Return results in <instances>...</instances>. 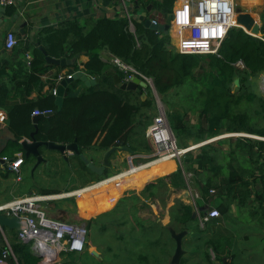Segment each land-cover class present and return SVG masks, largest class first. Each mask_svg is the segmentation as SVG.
I'll return each mask as SVG.
<instances>
[{
  "label": "trees",
  "instance_id": "obj_1",
  "mask_svg": "<svg viewBox=\"0 0 264 264\" xmlns=\"http://www.w3.org/2000/svg\"><path fill=\"white\" fill-rule=\"evenodd\" d=\"M133 1L135 11L143 9L148 13L151 5V12L158 15L155 14L157 18L154 20L162 25L171 24L176 0ZM261 18L264 21V14ZM147 19H132L133 29L126 17L99 18L84 25L78 20H68L58 28L49 27L43 34L44 45L40 46L54 59L87 56L88 62L83 65L82 71L91 78L101 77L109 71L119 73L122 80L133 75L132 72L124 73L114 64L104 62L101 53L106 50L113 58L150 79L162 102L172 90H178L183 105L197 115L196 125L189 126L184 119L187 112L169 114L168 122L180 149H185L183 144L186 140L201 143L226 133H244L264 138V92H255L256 81L264 75V37L256 38L243 29L234 28L223 41L218 54L183 55L173 48L170 35L147 27ZM173 37H176L175 33ZM33 57L28 65L19 64L18 69L13 68L17 73L13 79L16 81L15 97L21 99V105L9 106L7 101L11 91L6 84L0 86V108L8 112L10 130L16 140L29 138L35 131L30 116L38 108L39 111L54 112L52 116L39 121L38 141L58 144L76 142L81 153L92 147L109 150L122 144L136 153H151V146L137 133V116L143 108L153 105L149 97L152 96L151 87L137 93L119 89L112 77L90 88L78 80L68 85L62 109L58 110L53 92L39 98L38 102L29 99L33 86L38 85L41 87L38 91H42L44 85L40 80L41 75L51 68L61 69L56 65H47L46 57L38 47L33 49ZM239 63H242L243 68L238 66ZM70 69L71 74L81 70L77 63ZM5 72V67H0V78ZM59 78V75L55 77L52 90L56 88ZM236 80H239L238 87L235 85ZM144 94L149 96L143 100ZM256 104L259 109L253 110ZM143 126L147 129V125ZM225 144L227 149L222 147ZM80 161L82 169L91 172ZM171 163L177 167L175 160ZM169 164H162L158 176L166 171ZM152 178H145V173L139 174L133 179L132 185H129L132 181L126 179L110 183L107 189L102 187L94 190L93 194L101 192L102 199L111 205L134 184L148 183L142 198L165 204L166 194L162 195V192L170 193L171 188L188 190L192 186L201 196L197 204L202 214L206 212L204 206L212 196L211 190L215 191V195L221 199V203L216 206L221 217L200 229L198 218H193V208L176 201L170 210V224L160 229L152 219H135L137 213L144 209L151 211V208L145 202L140 205L141 198L133 195L131 204L122 201L115 210L86 223L92 233L91 241L102 255V260L92 256L94 264H139L140 261L145 264H164L162 258L156 255V249L158 247L162 255L168 254L170 244L164 237V231L171 236L170 230L194 234L195 242L204 250L202 255L205 264H223L224 259L232 254L229 249L236 243L234 232L220 227L222 222H229L232 218V205L256 214L260 209L263 210L264 141L245 137L221 139L199 147L196 154L186 153L184 159L178 162V170L169 179L151 182ZM130 218H134L135 223L134 219L129 221ZM242 220L248 224L256 222L264 225L261 219L246 217ZM206 232H211L209 237L204 236ZM96 235H108L110 239L103 244ZM13 250L19 264L41 262L28 246L18 243ZM181 264H186L183 257Z\"/></svg>",
  "mask_w": 264,
  "mask_h": 264
},
{
  "label": "crops",
  "instance_id": "obj_2",
  "mask_svg": "<svg viewBox=\"0 0 264 264\" xmlns=\"http://www.w3.org/2000/svg\"><path fill=\"white\" fill-rule=\"evenodd\" d=\"M175 5L176 2L174 4V7ZM1 8L3 7L0 6V9ZM2 14L3 16H0V67H5L6 72L5 75L2 76V78H0V86L2 84H6L10 89L11 96L7 101V104L11 107L13 105H21L23 103L20 98L15 97L16 95L14 91V85L16 81H14L13 79L15 78L17 73L14 72L13 68L18 69L19 64L28 65V61H32L34 59L33 49L38 47L37 44L44 45L43 34L45 33L46 30H48L49 27L58 28L61 23L68 20H78L82 25H84L94 19L95 20L99 18L116 19V18H124L127 17L128 15H130L132 19L137 21H140L144 18H148L151 20L157 18L155 14H153V16L150 17V14L152 15L151 11L148 13H146L143 9H139L138 11H135L133 0H131V3L127 7L122 5L121 0H15V4L13 6L6 7V11ZM24 23L26 24V26L24 27L25 35L23 36L20 33V29H21V25H23ZM9 33H13L18 41V45L11 51L6 50L5 48L6 37ZM31 38L33 40H31ZM101 58L104 62L108 64H113L112 63L113 56L108 51L106 50L103 51L101 53ZM87 62H88V57L83 55L80 56L77 64L82 70L84 68L83 65ZM71 67H67L65 69H62L61 67H60L61 69L51 68L47 73L41 75L40 80L44 85L43 89L41 92H39L38 90L41 87H39L38 85L33 86V93L29 97V99L38 102L39 98L46 96L51 92H53L54 94V90L57 89L60 83L58 82L54 90L51 89L55 81V77L57 75H59L60 77H66L72 75L70 69ZM24 89L25 87H23V90ZM35 111H39L38 108ZM34 116H35L34 114L30 116L32 123ZM8 121H10L8 117V112L5 109L0 108V205L35 195L59 196L67 193L80 192L79 196L76 195L70 198H63V199L55 198L54 200H51L52 201L51 204H50L51 201H49L44 203V205L46 206L47 214L49 213L48 215L52 218L62 219L74 224H85L87 226L86 223L88 221L92 219H96L97 217H99L104 213L115 210L121 204L122 201H124L125 204L130 203L132 196L131 195L125 196L126 194H124L121 198L113 201L111 205L109 203L108 207L110 209L104 212L101 209V204L104 201L102 199L101 192L95 193L100 199V202L97 205H92L89 202V197L92 195V193L83 194V192H85L83 190L87 188L93 187L96 190H99V188L108 186V184L110 183L106 181L107 179L113 178L118 174L123 173L124 171L122 170L118 171V169H121L122 164L125 162V160H128L129 163L130 155L127 153H123L122 156L120 157H116V155L114 154L110 159L109 170L112 169L118 171V173L115 172L114 174L101 177L93 173L92 171L91 172L84 171L82 169V166L80 165L82 164L80 161L81 159L79 157H76L72 153H67L66 156L68 159H65V157L57 151H52V150L45 151L46 149H43L42 151L44 158L48 156V158H46L48 161V165L46 166L45 165L46 162H42V164L36 169L35 173L39 172L42 180L45 181L60 180L62 182L61 183L62 185H60L59 188L60 190H54V191L48 189V186L44 188L29 187V185L25 183V173H26L25 171L27 170L25 169V165H26L25 160H32L33 161V164L31 165L32 167L35 164L36 159L25 158V154L22 152V149L15 142L16 140L15 135L14 133L11 132L10 125L7 124ZM147 129H145V127L143 126L141 127V130H137L138 132L137 131L136 132L138 133L139 137L143 138L144 136H146L145 133ZM260 140L264 141V138H260ZM107 151L108 150H102L98 147H92L85 149L83 151V154L90 162L100 167L103 164L104 156ZM20 156L23 157L24 163L20 166L17 172L11 171L9 169L10 163L12 161H15L16 158ZM5 158L8 161L4 160ZM72 160H74V162H72ZM175 163L178 169V164H177L178 161L175 160ZM79 168L81 169V173H82V175L80 176L83 179L86 178L87 176H96L97 179L94 182H87L86 184H82L77 181L73 183V181L75 180L74 179L75 175L72 173L71 170L75 169L76 171H79L80 170ZM70 176L72 177L71 180H70ZM6 183H10V184H6ZM146 185L144 186V188H146ZM105 188L107 189L108 187ZM259 188H261V186L258 187L257 189ZM189 189H191V187ZM191 190L198 192L196 189H191ZM128 192L129 191L125 193H127L128 195ZM183 192H185V190L177 191L173 188L170 189V193H171L170 195L172 196L174 195L173 197H176L175 194L179 196V193H183ZM138 197L141 198L142 202L145 203L148 202V201H144L145 199L142 198L141 195H138ZM253 197L254 196H252V198ZM156 203L159 205V202L153 203L152 201H150L149 203H147L151 208L152 214L153 212L157 213L156 208L153 207V205H155ZM254 205L257 206L258 204L254 203ZM233 206L235 205H232V207ZM55 209L56 212H54ZM262 209L263 210L260 209L261 211H258L259 213L257 214L253 212L250 213L249 211L244 212V215H241V213L234 214L232 210L230 214L232 218L236 217V218L245 219L246 217H249L254 219H260V218H264V205ZM71 211L74 212L71 213ZM139 218L141 217L139 216ZM77 220H80V222L78 223L75 222ZM140 220H147V219L141 218ZM166 220L168 222L169 216H167ZM260 228L264 230V225L263 227H261L260 225ZM88 230H89V236H88L89 244L86 251L80 254L63 253L61 256L60 264H63L65 262H68L70 264H80L81 263L80 261L84 257L94 264L95 260L92 258V256L93 257L95 256L92 254L93 251H97L100 255V257L98 258L95 257V258L97 260H102V255L99 252L100 250L98 249V247L94 246V243H92L91 241V237H92L91 230L89 228ZM1 240L3 241V243L1 242ZM18 243L28 246L30 248L31 253L37 257V255L32 250L31 245L24 244L19 241L18 230H12L9 228H4V229L2 228L0 230V249L5 247L6 245H9L13 250L14 245H17ZM170 249L171 248L169 247L167 255H162V253H160L161 254L160 258H162L164 264L170 263V262H166V259L170 257L171 254ZM175 249H174V253H175ZM157 250L159 249H156V251ZM203 251L204 250H202V248L196 249L194 251L195 255L192 256L193 259H190V257L189 259H187L184 255L183 258L186 260V264H205L203 262V255H202ZM229 251L232 252V254H230L224 259L223 264H225V262H227L228 264H264V243H260L258 245L256 244L249 245L246 244V242L237 243L236 241L234 246L230 248ZM210 254L212 256V259H214L215 256L212 251L210 252ZM194 260L195 262H193ZM216 264L219 263L216 262Z\"/></svg>",
  "mask_w": 264,
  "mask_h": 264
},
{
  "label": "built area",
  "instance_id": "obj_3",
  "mask_svg": "<svg viewBox=\"0 0 264 264\" xmlns=\"http://www.w3.org/2000/svg\"><path fill=\"white\" fill-rule=\"evenodd\" d=\"M241 0H176L173 10L170 37L172 46L183 55H216L227 37L230 30L241 28L237 22V9L242 7ZM122 5L127 7L131 0H121ZM15 0H0L3 8L13 6ZM130 25L133 28L132 18L128 15ZM154 24H159L152 20ZM173 30L176 37H173ZM244 30V29H243ZM245 31V30H244ZM18 45L16 36L9 33L6 37V50H13ZM112 63L124 73L132 72L128 76L129 81L133 76H138L151 83V80L138 74L131 67L118 59L113 58ZM238 66L243 68L242 63ZM264 76V75H263ZM67 77V76H66ZM68 77H71L70 75ZM64 77H60V82ZM264 85V84H263ZM56 95V90H54ZM53 111H35L34 115L47 114ZM237 137L260 139L257 136L248 134H234ZM146 138L151 143L153 150L150 153V162L136 166L134 160L136 156H130V169L106 181H117V178L134 170H140L149 165L173 159L180 162L182 156L194 149H180L176 138L171 130L168 118L160 109L152 124L146 131ZM8 161L6 158L4 159ZM24 163L23 157L16 158L10 163L11 171H18ZM91 188L84 189L89 191ZM82 191V192H83ZM187 205L191 206L197 215L200 225L205 226L214 219L221 217L220 211L216 207L209 208L204 214L199 210L197 201L201 196L191 189L185 190ZM193 193V194H192ZM215 194L214 190L210 192ZM80 195L79 193H67L59 196H30L18 199L7 204L0 205V215L8 218H16L20 221L18 239L24 244H29L34 253L40 258V264H60L63 253H84L88 247L89 230L85 224H74L62 219L52 218L47 214L44 203L55 198H70ZM0 225V230H1ZM0 264H18L17 258L11 248L6 245L0 249Z\"/></svg>",
  "mask_w": 264,
  "mask_h": 264
},
{
  "label": "rangeland",
  "instance_id": "obj_4",
  "mask_svg": "<svg viewBox=\"0 0 264 264\" xmlns=\"http://www.w3.org/2000/svg\"><path fill=\"white\" fill-rule=\"evenodd\" d=\"M240 3L242 5L241 8L243 10H245L246 12L251 13L254 16V18L257 20V22L259 24H261V26H262L264 21L261 18V15L264 14V0H241ZM153 14H156V13L153 12L152 15L150 14V17L153 16ZM173 33H175L174 30H173ZM263 37H264V34L261 35V38H263ZM256 83H257V88L255 89V92H257L258 94L259 93L263 94V92H264V85H263L264 84V76H261L256 81ZM148 96L149 95L144 94L143 98L146 99ZM149 97L152 100V104L153 105H152L151 108H143L141 114L137 116V118H138L137 130H141V127H143V124L147 125V128H148L149 125L152 123L153 119L156 117V115H158L160 109L165 113L167 118H168L169 114H171L173 112H179V113H182V114L187 112L186 114H184V119H185V122L187 123V125H189V126L196 125L197 115L192 114L191 110L188 109L187 106L183 105L182 100L179 98L178 90H172L170 92V94H168V96L165 97V101L166 102L165 101L162 102V97H160L158 94L155 96L154 93H153V90H152V96H149ZM254 109H259V106L256 104L254 106L253 110ZM260 124H261V122H260ZM262 125H264V123H262ZM234 134H237V133H233V134L232 133H226V134H223L222 136L217 137V138H223V137L235 138V137H237V136H234ZM217 138H214V139H217ZM226 138H223V139H226ZM141 139H143L145 142H147L151 146V149L153 150V147H152L151 143L148 141V139L146 138V136H145V138H141ZM212 140L213 139L207 140V141H204V142H201V143H196L193 140H186L183 145H184L185 149H194V150H191L190 152H193V153L196 154L198 152L199 146L205 144L208 141H212ZM176 141L178 143L177 139H176ZM222 147L224 149L228 148V146L226 144L223 145ZM45 151H47V150H45ZM122 154L123 153H116L115 155H116V157H120V156H122ZM149 155L150 154L137 152L135 154L136 159L134 160V164L136 166H138V165H144V164L150 162L151 159L149 158ZM45 157H46V155H45ZM46 158H48V156ZM183 159H184V156H182L180 161H182ZM25 161H26L25 169H27L25 171L26 172L25 173V183H27V185H29V187L44 188V187L48 186V189H50V190H53V191L54 190H60L59 189L60 185H62L61 184L62 182L60 180H48V181H45V180H42L39 172L35 173L36 169L42 163H39L36 160L35 164L31 167V165L33 164V161L32 160H25ZM171 161H173V160H170L168 162H164V163H161V164L158 163L156 165H154V163H153V164L149 165V167H147V168H143V169H141L139 171H136L134 173H129V174H126V175L124 174L122 177L117 178V181H111L109 183H116L118 181H124L126 179H129L130 181H132V182H129V185H132L133 184V179L136 176H138L139 174H143V173H145V178L153 177L151 179V181L155 180L154 182H157L158 180L169 179L172 176V174L175 173L178 170L177 167H175V165L171 163ZM72 162H74V160H72ZM166 163L167 164L171 163V164L168 165V167H167V169L165 171V172H167V174H170V175L167 176V174L163 171L158 176L159 171H161L159 168L162 166V164H166ZM45 165L46 166L48 165L47 159H46V164ZM80 165L82 166V164H80ZM130 166L131 165L128 163V160H125V162L122 164L121 169H118V171L122 170V171L125 172L126 170L130 169ZM41 169H43V168H41ZM47 171H48V169H47ZM71 171L75 175V178H74L75 180L73 181V183H75L77 181V182H80L82 184H86L87 182H94L97 179L96 176H87L86 178L83 179L80 176V175H82L81 169L79 171H76L75 169L71 170ZM118 171H115V170L111 169V170H109L108 175L114 174L115 172L118 173ZM186 176H187V178L190 177V175L189 176L186 175ZM101 177H104V176H101ZM159 177H161V178H159ZM71 179H72V177L70 176V180ZM167 181H169V180H167ZM6 184H10V183H6ZM109 185L110 184H108V186H105V187L109 188ZM144 186H145V184H137V185L134 184L132 187L129 188V190H127L129 192H128V195H127V193H125L126 194L125 196H130V195L131 196H133V195H137V196L141 195L142 196V193L145 190ZM190 187H191V189H194L192 186H190ZM100 189L101 188H99V190ZM142 189H144V190H142ZM193 191L194 190H192V192ZM185 193H187V191L183 192V193H179V196H177L175 194V196L178 197V198H176V197H173L174 195L173 196L170 195L171 193H169V191L162 192V195L166 194L165 195V199L166 200H165V204H163L162 202H159V205L157 203H156L157 205L156 204L153 205V207L156 208L157 213L153 212V214H152V211H150V209H144L142 212H139V213L136 214L137 218H135V219H138L139 216L141 218H144V219H147V220L148 219H153L156 222V224H158L160 229H164L170 223V220H171L170 210L175 205L176 201H181L182 200V202L187 205V203H188L187 200L188 199H187V197H185V195H186ZM59 199H61V198H59ZM107 199H108V197H107ZM200 200H201V198H200ZM55 201H58V200H55ZM128 202H129V200H128ZM131 202H132V200L128 204H131ZM149 202L150 201H148L146 203H149ZM51 203H52V201L50 202V204ZM143 203L144 202H141L140 205H142ZM220 203H221V199L219 197H217V194L216 195L214 194V195L209 197V199L207 201V204L204 206L205 210L208 211L209 208L216 207ZM108 204H109V202L107 200L102 202V204H101L102 211L106 212V211H108L110 209L108 207ZM50 207H53V206H50ZM259 211H261V210H259ZM54 212H56V209L54 210ZM73 212L74 211H71V213H73ZM232 212L234 214L241 213V215H244V212H246V210L245 209L239 210L237 206H233L232 207ZM167 216H169L168 222L166 220ZM141 218H139V219H141ZM133 219L134 218H130L129 221H132ZM135 219L133 221L134 223L136 221ZM260 219H261L262 222H264V218H260ZM75 222L78 223V222H80V220H77ZM260 225L261 224L258 225L256 222H252V223L248 224L246 221L242 220V218H236L235 217V218H231L229 222H222L220 227L223 230H230L231 229L232 231H234L237 243L246 242V244H249V245H251V244L252 245H254V244L258 245L260 243H264V230H262V228H260ZM198 227L200 229H204L206 227V225L202 226L198 222ZM261 227H263V225H261ZM210 234H211V232L210 233L206 232L204 234V236L205 237H209ZM96 237H97V240L99 242L103 243V244L108 243V240L110 239L108 235H96ZM164 237L167 240H169V244H170V248H171L170 249V253L173 256L176 243H175V241L173 239L172 240L170 239L172 237L167 233V231H164ZM194 239H195V236L192 233H188V235L183 239V250H184V255H185V257L187 259H189V257H190V259H193L192 256L195 255L194 251L196 249L200 248L199 244L197 242H195ZM157 249H158V247H157ZM171 254H170V257H168L166 259V262H170L171 261V258H172ZM76 255H78V254H76ZM156 255L161 256L159 250L156 251ZM80 262H81L80 264H93L91 261L87 260L85 257ZM193 262H195V260ZM139 264H145V263H143V261H140Z\"/></svg>",
  "mask_w": 264,
  "mask_h": 264
},
{
  "label": "water",
  "instance_id": "obj_5",
  "mask_svg": "<svg viewBox=\"0 0 264 264\" xmlns=\"http://www.w3.org/2000/svg\"><path fill=\"white\" fill-rule=\"evenodd\" d=\"M152 9V6L150 5L148 7V11L150 12ZM6 11V8H1L0 9V16H3L2 13ZM236 22L237 24L245 30L246 33L249 35L256 37V38H261L262 35V26L257 22V20L254 18V16L251 13L246 12L243 10L241 7L237 9V17H236ZM145 25L153 30L163 32L165 35H169L170 33V28L171 26L169 24L162 25V24H154L151 19H147L145 21ZM26 24L24 23L21 25L20 33L24 36L25 31L24 27ZM31 40H33L31 38ZM38 48L40 51H42L46 57V62L48 65H56L61 67L62 69H65L67 67L74 66L77 62L78 59L80 58V55H76L75 58L73 59H67V58H62V59H54L48 56L46 50L44 49L43 46H40L37 44ZM71 77H64L57 89H56V106L58 107V110L62 109L63 102H64V96L66 89L69 84L80 80L84 85L88 88L94 87L100 83H102L104 80H106L109 77L113 78L114 84L121 90L123 91H128V92H137V93H142V90L146 89L148 86L151 87L153 90L154 95H157V92L155 90V87L151 81V83L146 82L142 78L138 76H133L129 81L122 80L121 75L117 72L114 71H109L105 75L98 77V78H91L89 77L84 71L80 70L77 71L76 73L70 75ZM235 85L238 87L239 86V80L235 81ZM144 96V95H143ZM54 112L47 113V114H40V115H35L33 117V123L35 126V131L31 133L29 138H24L23 140H16L17 144L19 147L22 149V152L25 154L26 159H36L39 163L46 162L44 155H43V149L46 150H52V151H57L61 153L65 159H68L66 154L67 153H72L76 157H79L86 165L87 167L95 174L99 176H107L110 168V159L111 157L116 154V153H127L131 157L135 156L136 152L126 146L125 144H122L120 146H115L109 149L105 156H104V161L102 166L98 167L94 165L92 162H90L83 153L80 152L79 146L76 142L73 143H68V144H58L55 142H50V141H38L36 139V135L38 134L39 131V121L44 118V117H49L52 116ZM10 125V121L7 123ZM172 130V129H171ZM226 138V137H223ZM223 138H217L212 141H209L199 147H202L206 144L221 140ZM260 140V139H259ZM197 217L196 213L194 212L193 218L195 219ZM0 225L1 227L4 228H9L12 230H19L20 229V221L16 218H8L6 216L0 215ZM171 237L176 243V249L175 253L170 261L169 264H181L182 257L184 256V250H183V239L188 235L187 231L177 233L174 230H170ZM3 243V241L1 240ZM4 246V245H3ZM92 254L95 257H100L99 253L97 251H93ZM38 257V256H37ZM225 264H228L225 262Z\"/></svg>",
  "mask_w": 264,
  "mask_h": 264
},
{
  "label": "bare ground",
  "instance_id": "obj_6",
  "mask_svg": "<svg viewBox=\"0 0 264 264\" xmlns=\"http://www.w3.org/2000/svg\"><path fill=\"white\" fill-rule=\"evenodd\" d=\"M231 135V134H230ZM214 140V139H213ZM209 142V141H208ZM207 143V142H206ZM170 160H173V159H167V160H164V161H159L158 163L161 164V163H164V162H168ZM156 163H154V165H156ZM144 168H147V167H144ZM143 169V168H142ZM141 170V169H140ZM136 171H139V170H134V171H131V173H134ZM129 174V173H128ZM126 175V174H125ZM108 183L111 182V181H107ZM106 183V182H105ZM104 185V184H103ZM107 185V184H105ZM97 186V185H96ZM96 190L95 188H92L90 189L89 191H86V192H83V194H86V193H91L92 192V195L89 197V202L92 204V205H97L99 202H100V199L99 197L96 195V194H93V191Z\"/></svg>",
  "mask_w": 264,
  "mask_h": 264
}]
</instances>
